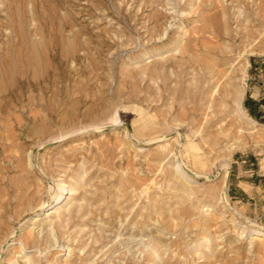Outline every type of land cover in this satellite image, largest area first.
I'll return each mask as SVG.
<instances>
[{"label": "rangeland", "instance_id": "1", "mask_svg": "<svg viewBox=\"0 0 264 264\" xmlns=\"http://www.w3.org/2000/svg\"><path fill=\"white\" fill-rule=\"evenodd\" d=\"M263 3L264 0H0V213L4 212L2 205L8 203L10 207L3 218L8 226L1 235L8 229L14 231L10 238L13 240L1 251L0 264H26L29 260L37 264H232L234 259L239 264H264V126L253 122L244 107L248 94L256 99L261 96L262 86L256 79L264 77L251 71H263V51L255 50L254 55L241 53L229 66L218 67L221 71H235L247 115L235 108L231 116L222 117L211 129V135L203 134L202 142L194 140L205 149L196 155L200 164L194 160L195 155L185 153V162L193 170L210 175L194 178L177 173L176 158L169 156L173 140L169 130L178 129L181 143L192 140L197 127L189 126L192 118L181 114L198 104L205 110L210 96L205 94L204 100L195 92L199 63H212L213 58L207 48L194 47V40L203 37L208 47L229 50L231 45L220 39L219 33H236L250 23L245 20L239 25L232 18L218 31L214 29L216 19L235 13L243 18L245 10L257 13ZM218 11L228 15H216ZM169 54L174 56L164 59L163 64L144 68L149 58ZM190 58L193 64L186 62ZM163 68L165 72L154 71ZM221 82L215 91L224 87L225 78ZM176 83H183L187 89L189 85L186 90L190 94L180 96ZM260 83L264 86V81ZM207 113L208 117L204 112L196 113L195 121L205 122L211 116V111ZM152 125L155 134L149 136ZM230 127L241 135L239 142H244V148L228 156L232 143L225 141L220 148L216 146L220 152L211 155L208 149L214 143L213 136ZM128 133L134 134L135 140L139 138L141 146H131ZM150 137L155 141L150 142ZM191 161L196 164L194 168ZM181 181L186 190H196L197 194L176 193ZM71 189H75L72 194ZM53 190V195L62 193L59 201L52 199L49 207L36 212ZM213 190L220 191L218 199L207 197ZM25 194L27 199H21ZM181 205L186 209L191 206L190 210L196 207V214L181 216ZM82 206L88 211L83 212ZM50 208H61L64 225L68 224L69 213L76 220L63 229L64 234L54 233V245H42L43 253L34 248L16 252L21 237L40 232L46 238L55 225L52 222L60 220L45 221ZM94 209L97 214H92ZM119 210L124 218L114 222L115 228L107 220L111 212ZM37 215L45 225L35 223ZM206 216L212 219V226L203 238L197 235L203 227L191 224ZM179 221L180 229H169V223ZM135 222H140L141 227L135 229ZM97 234H103L100 243L95 240ZM192 238L197 239L191 244ZM172 240L189 246L183 244L186 251L182 253L177 243L169 247L175 243ZM212 248L214 252L223 249V256L205 255ZM48 253L55 255L47 257ZM148 255H152L153 263L148 261Z\"/></svg>", "mask_w": 264, "mask_h": 264}, {"label": "bare ground", "instance_id": "2", "mask_svg": "<svg viewBox=\"0 0 264 264\" xmlns=\"http://www.w3.org/2000/svg\"><path fill=\"white\" fill-rule=\"evenodd\" d=\"M232 1H234V0H232ZM237 3V2H236ZM218 6V5H217ZM248 6V5H247ZM220 8V7H219ZM224 10V9H223ZM244 16H243V18H242V16L240 15V14H237V13H235L234 14V16H229V17H227L226 19L224 18H217L216 19V23H215V26H214V29L215 30H218V31H221V29L223 28V26H225L226 24H229V22H230V20L233 18L234 20H235V22L236 23H238L239 25H241V23L243 22V21H245V20H248L249 21V23H250V25L248 26H246L244 29H241V30H239V31H237L236 33H231V32H225L226 34H222L221 32L219 33V35H220V39H222V40H225L227 43H229L231 46H230V48H229V50H221L220 49V47H218V46H212V47H208V44H207V41H206V39L205 38H203V37H198V38H196L194 41H195V45H194V47H198V46H200L201 48H203V47H205V48H207L208 49V51H209V55L213 58V60H212V63H211V61H210V63H204V61H202L201 60V62H203L202 64L201 63H199V68L198 69H200L201 71H197L196 70V72L199 74V77L197 78V82H198V85H196L195 86V89H196V93H197V95L199 96L200 94H202L203 95V99L205 100V98H204V95L205 94H208V96H209V94H210V96H209V99H208V97H207V99H208V102L206 101V103H207V108L204 110V109H202V107H199V104H198V107H196L197 105H196V103H195V107L196 108H193V109H191V110H189L188 109V111L186 112L185 110H184V112L181 114V116L182 117H184V116H188L189 118L191 117L192 119H190L191 120V122L189 123V121H187L188 123V125L190 126V125H192V126H195V127H197V132H195V133H193L192 135H191V139L192 140H190V141H188V143L187 144H185V143H181V141H182V134L180 133V132H178V129H176L175 128V131H174V129L172 128V129H170L169 130V136L170 135H172V136H170L171 137V139H173L172 140V143L171 144H169V145H171L170 146V148H169V156H172V158H176V163H177V167L175 168L176 169V172L177 173H184L185 175H187V176H193L194 178H200V177H202V175H210V174H202V173H199V172H196L195 170H193L190 166H192V165H190L189 166V164L188 163H186L185 162V159H184V157H188V156H186L185 155V153L187 154H189L190 155V157H191V155L193 156V155H195V157H194V160L196 161V155L199 153V151H202L203 149H202V145L200 144V143H195L194 142V140H199V142H202L201 141V139L203 138V134H210V132H211V129H213L214 127H216V125H217V123H219L220 121H222V117H225V116H231L232 114H233V112H234V110H235V108H238V109H240V112H242V113H245V115H247L246 114V112H245V109H243L244 107L242 106V103H241V98H242V90H241V88L239 87V85L235 82V76H234V73H235V71H233V70H230L229 69V71H221V70H219L220 68H218V67H220V66H223V65H228L229 63H231V61L232 60H234L239 54H241V53H244V54H253L254 55V53H256L257 52V50L258 51H260V52H262L263 51V53H264V3L263 4H261L260 5V9H259V12H255V13H253L252 12V10H245L244 12ZM220 14H224L225 16H227L228 14H227V12H225V11H218L217 13H216V15H220ZM213 17H215V13L213 14ZM211 20V19H210ZM232 22V21H231ZM209 25V24H208ZM245 25V24H244ZM209 27L208 26H206V29H208ZM210 29V28H209ZM201 30V29H200ZM209 31V30H208ZM207 32V31H206ZM215 33V32H214ZM223 35H227V37L225 36H223ZM188 41V40H187ZM209 41V40H208ZM211 43V42H210ZM212 45H214V44H212ZM189 48H190V46H188ZM191 47H193V46H191ZM193 47V48H194ZM227 48H228V46H227ZM192 49V48H191ZM190 49V50H191ZM196 49V48H195ZM198 50H199V48H198ZM256 50V52H254ZM206 51V50H205ZM204 51V52H205ZM208 53V52H207ZM205 54V53H204ZM173 54H169V55H167L166 57L165 56H156V57H153V58H149L148 59V62H147V64H146V66L144 67L145 69H147L146 67H149L150 65H152V66H158V65H160V64H163V61H164V59H166V58H168V57H171ZM174 56V55H173ZM207 57H208V55H207ZM168 59H170V58H168ZM209 59V58H208ZM210 60H211V58H210ZM245 61H247L246 59H244ZM197 61V60H196ZM249 61V60H248ZM247 61V62H248ZM186 62L187 63H192L193 64V59H186ZM186 62H184V63H186ZM198 62V61H197ZM167 63H168V60H167ZM195 64V63H194ZM249 64V63H248ZM149 65V66H148ZM187 65V64H186ZM191 65V64H190ZM246 65V64H245ZM245 65H244V67H245ZM195 66V65H194ZM229 66V65H228ZM247 66V65H246ZM141 67V66H140ZM175 67V66H174ZM178 67H179V64H178ZM193 67V66H192ZM139 68V67H138ZM183 68V70H184V67H181V69ZM166 70V69H165ZM165 70H164V68H163V70H158V69H154V71H163V72H165ZM175 70V69H174ZM182 70V71H183ZM185 71V70H184ZM183 71V72H184ZM175 72V71H174ZM195 72V71H194ZM193 72V73H194ZM176 73H178V72H176ZM185 73V72H184ZM184 73H183V75H184ZM190 73H192V72H190ZM181 74V73H180ZM157 75V74H156ZM177 75H179V74H177ZM190 75V74H189ZM176 77V76H175ZM186 77V76H185ZM184 77V78H185ZM189 77V76H188ZM179 78H181V77H179ZM224 78H225V83H224V87L223 88H219V90L218 91H215V88H216V86L218 85H220L222 82H221V80L223 79L224 80ZM183 79V78H182ZM175 80H177V79H175ZM179 80V79H178ZM187 80V79H186ZM182 81V80H181ZM190 81V80H189ZM176 82V81H175ZM180 81H178V83H179ZM187 82H188V80H187ZM192 82H193V79H192ZM177 84V83H176ZM185 84V83H184ZM192 84V83H191ZM190 84V85H191ZM193 85H194V83H193ZM193 85H192V88H193ZM185 86V85H184ZM183 86V83H182V85L180 84V86L177 84V87H179L178 89H180V91L181 92H179V93H181V95L180 96H185V93H186V95L189 93L188 91H189V85H186V86H188V89H187V87L185 88ZM222 86V85H221ZM220 86V87H221ZM23 87V86H22ZM171 88V87H170ZM176 87H174V89H175ZM188 91H187V90ZM170 91V90H169ZM190 91H192V89L190 90ZM6 92V91H5ZM174 92V91H173ZM177 92H178V90H177ZM175 93H176V91H175ZM190 94V93H189ZM191 95H192V93H191ZM190 95V96H191ZM175 96H176V94L174 95V99H176L175 98ZM179 96V95H178ZM189 96V95H188ZM192 97V96H191ZM179 98H181V97H179ZM185 99V98H184ZM182 100V99H181ZM197 100V99H196ZM195 100V101H196ZM200 100V99H199ZM203 100V103L205 102ZM178 101H180V100H178ZM193 101V100H192ZM202 101V100H201ZM198 102V101H197ZM200 103H202V102H200ZM183 104V103H182ZM202 105V104H201ZM204 105V104H203ZM202 105V106H203ZM178 106H180V104L178 105ZM183 108L185 107L184 105H181ZM224 106V108H221V107H223ZM8 106L7 105H5V108H7ZM181 107V108H182ZM177 108H179V107H177ZM180 108V109H181ZM187 108V107H186ZM185 108V109H186ZM190 108V107H189ZM177 110V109H176ZM187 110V109H186ZM204 110V111H203ZM211 111V116H210V118L209 119H207L205 122L202 120L201 122H198V121H195V119H194V117L198 114V115H200V114H202L203 112L206 114L207 113V111ZM181 111V110H180ZM179 111V112H180ZM178 112V111H177ZM197 113V114H196ZM208 114V113H207ZM207 114H206V116H207ZM178 115V114H177ZM202 116V115H201ZM178 117V116H177ZM208 117V116H207ZM187 118V117H186ZM177 119V118H176ZM194 119V120H193ZM202 119H204V117H202ZM185 120V119H184ZM201 119H199V121H200ZM115 122H118V119L117 120H115ZM170 122V121H169ZM186 122V121H185ZM253 122H256V121H254L253 120ZM186 125V124H185ZM230 126H233V124L231 123V124H229ZM191 126V127H192ZM175 127V126H174ZM183 126H181V128H182ZM148 128V127H147ZM153 128H155V127H153V125L152 126H149V131H150V133H152V134H148L149 136H151V135H154L155 133H153ZM169 128H170V126H169ZM148 130V129H147ZM153 130V131H152ZM189 130V129H188ZM187 130V131H188ZM136 136H137V133H138V130L136 129ZM192 131H194L193 129H192ZM145 133V132H144ZM149 133V132H148ZM212 133V132H211ZM214 133V132H213ZM216 133V132H215ZM129 134V133H128ZM146 135V137H147V134H145ZM144 135V136H145ZM211 135V134H210ZM129 136L130 137H128V139L130 140H128L127 138V140L131 143V144H133V145H131V144H129V145H131V146H136L137 144L139 145V146H141V144L139 143V141L138 140H140L139 138H138V140H135V135L133 134V135H131V134H129ZM141 136V135H140ZM206 136V135H205ZM213 136V135H212ZM190 137V136H189ZM208 137V136H207ZM58 138V137H57ZM151 138V137H150ZM161 138V137H160ZM213 138H215V140H214V143H210V144H212L211 146H209L210 148L208 149V152H210L211 153V155H212V153L213 152H218L219 150H218V147H217V150H216V146H219V148H220V145L219 144H221V142H227V144H229V143H232L231 144V146H229V152L230 153H227V155L228 154H230L231 155V153L232 152H234L235 150H237V149H240V148H244V142H239L240 141V139H241V135L239 136V134H238V131L236 130V129H234V128H228L226 131H223V132H219V133H216L214 136H213ZM155 139L156 138H151V139H149V141L150 142H154L155 141ZM148 140V139H147ZM189 140V139H188ZM211 140V139H210ZM242 140V139H241ZM62 141V140H61ZM128 142V143H129ZM136 142V143H135ZM207 142V141H206ZM211 142H212V140H211ZM170 143V142H169ZM208 143V142H207ZM206 143V144H207ZM209 144V145H210ZM205 146V144H203V147ZM184 147V149H182ZM206 147V146H205ZM226 148V147H225ZM227 149V150H228ZM205 150V149H204ZM138 151V150H137ZM206 152V151H205ZM220 152V151H219ZM201 153V152H200ZM203 153H201V155H202ZM217 154V153H216ZM203 155H205V153L203 154ZM207 155V154H206ZM210 155V154H209ZM234 155V154H233ZM232 155V156H233ZM97 156V155H96ZM229 156V155H228ZM162 157V155L160 156V158ZM200 157V156H199ZM5 158H7V157H5ZM99 158V157H98ZM165 158V157H164ZM193 158V157H192ZM163 159V158H162ZM187 159H189V158H187ZM202 159V158H201ZM193 160V161H194ZM199 160V159H198ZM194 161V162H195ZM192 162V161H191ZM197 162V161H196ZM193 163V162H192ZM191 163V164H192ZM197 164H200V163H198L197 162ZM196 165V164H195ZM194 163H193V168H194ZM198 166V165H197ZM227 168H228V166H227ZM226 168V169H227ZM41 170V168L39 167V171ZM42 171V170H41ZM43 173V172H42ZM190 174V175H189ZM42 175V174H41ZM44 177V176H43ZM208 177V176H207ZM225 177H226V174H225ZM181 178V177H180ZM192 178V177H191ZM178 179V178H177ZM172 180V179H171ZM175 180V179H174ZM184 181V180H183ZM175 182V181H174ZM185 182V181H184ZM178 183H179V181H178ZM183 184H186V182L185 183H183ZM182 184V181H181V186L183 185ZM223 184H224V182H223ZM175 185V184H174ZM179 185V184H178ZM178 185H176V186H178ZM178 186L179 188H176L175 189V191H176V193L177 192H181L182 193V195H183V192H188V193H190V191H188V189L186 190V188L184 187V186ZM186 187H187V185H186ZM26 188V187H25ZM175 188V187H174ZM189 188V187H188ZM220 188V187H219ZM28 189V188H27ZM51 189H55L54 188V186H51ZM191 189V188H190ZM218 189V188H217ZM221 189V188H220ZM23 190V189H22ZM56 190V189H55ZM64 190V189H63ZM62 190V191H63ZM75 190V189H74ZM73 189H71L70 190V193L72 194L73 193V191H74ZM173 190V189H172ZM172 190H170L171 192H172ZM182 190V191H181ZM212 190V189H211ZM219 190V189H218ZM218 190H213V191H211L210 192V194L209 195H207V197H209V198H211L212 200H213V198L215 199H218L220 196V191H218ZM169 191V192H170ZM175 191H174V194H175ZM6 192V191H5ZM24 192V191H23ZM28 192V191H27ZM54 190H53V192H51L50 191V193H49V195H48V199H45V200H43L41 203H40V208L39 209H37V211L36 212H40V211H42L44 208H47V207H49L50 205H51V200L52 199H54V201H59V199L61 198V196H62V193H59V194H55V195H53L54 194ZM170 192V193H171ZM1 193V192H0ZM187 193V195L189 196H191L192 194L194 195V194H197V192H196V190H195V192H192L191 191V193L190 194H188ZM209 193V192H208ZM224 193V192H223ZM127 194V193H126ZM198 194H199V192H198ZM8 195V194H7ZM26 195L27 194H25L21 199H25L26 198ZM177 196H179V195H181V194H176ZM125 195L123 194V197H124ZM171 196V195H170ZM169 196V197H170ZM173 196V195H172ZM184 196V195H183ZM196 197H197V195H195ZM194 196V197H195ZM27 197H28V195H27ZM121 197V196H120ZM122 197V198H123ZM126 197V196H125ZM200 197V196H199ZM44 198V197H43ZM172 198V197H171ZM206 198V197H205ZM17 199H18V196H17ZM16 199V200H17ZM27 199V198H26ZM36 199V198H35ZM127 199V198H126ZM195 199V198H194ZM190 200V199H189ZM192 200V199H191ZM207 200V199H206ZM18 201V200H17ZM35 201V200H34ZM185 201V200H184ZM19 202V201H18ZM22 202V201H21ZM27 202V201H26ZM3 203V202H2ZM120 204H122V201L121 202H119ZM124 203V202H123ZM185 203V202H184ZM188 203V202H187ZM191 203V202H190ZM196 203V202H195ZM12 204V203H11ZM19 205H20V203H18ZM26 204V203H25ZM28 204V203H27ZM39 204V203H38ZM120 204H119V206H120ZM183 204V203H182ZM193 205H194V202L192 203ZM1 205V204H0ZM89 205V204H88ZM191 205V204H190ZM192 205V206H193ZM196 205V204H195ZM216 205V204H215ZM3 206V208H4V212H3V214L2 213H0V255H1V251L2 252H4V250H5V247H6V245H8L9 244V241H11V240H13V239H10L11 237H13V234H14V231H12L11 229H8L7 231H6V233L5 234H3L4 236H2L1 235V231L3 230L4 231V229H5V226H8L7 224H6V222L5 221H3V218L5 217V215L7 214V212H8V209H10V207L8 206V203L7 204H4V205H2ZM11 206V205H10ZM13 206V205H12ZM27 206V205H26ZM37 206V205H36ZM182 206V205H181ZM189 206V205H188ZM1 207V206H0ZM9 207V208H8ZM87 207H90V206H87ZM183 207V206H182ZM185 207V206H184ZM179 208V211L181 212V216H185V217H192L193 216V214L195 213H193V211H194V209L196 208V207H194V209H193V207H192V210H190L191 208V206L188 208V209H186V208ZM211 207V206H210ZM213 207H214V204H213ZM216 207V206H215ZM17 208V207H16ZM37 208V207H36ZM86 207H84V206H82L81 207V209H84L83 210V212L84 211H88V209H85ZM154 208V207H153ZM18 209V208H17ZM28 209H29V207H28ZM122 209V208H121ZM124 209V208H123ZM122 209V210H123ZM151 209V211H152V207L150 208ZM197 209V208H196ZM25 210V209H24ZM104 210V209H103ZM122 210H119V211H113V212H111V214H109V218H108V223H110L109 225H113V226H115L114 225V222H117L118 221V219H120V218H124V216L122 215ZM178 210V209H177ZM176 210V211H177ZM208 210V209H207ZM30 211V210H29ZM99 211V210H98ZM151 211H149V212H151ZM172 211V210H171ZM178 211V212H179ZM215 211V210H214ZM213 211V212H214ZM223 211V210H222ZM221 211V212H222ZM230 211V210H229ZM18 212H20V211H18ZM21 212H23V211H21ZM27 212V211H26ZM89 212H91V211H89ZM100 212V211H99ZM102 212V211H101ZM108 212V211H107ZM155 212V211H154ZM158 212V211H157ZM174 212V211H173ZM172 212V213H173ZM178 212H176V213H178ZM179 212V213H180ZM212 212V214H214ZM46 213L47 214H45V217H44V219H45V221L47 220H54V219H56V218H60V220H58V221H56V222H52V224H54L55 223V225H54V227L52 228V229H50V230H48V235L46 236V238H45V235H43V236H41V234H40V232H32V233H30L28 236L26 235V237L25 238H20L19 239V241L20 242H18L19 243V247H18V251H16V252H19V251H21V252H23L24 250H28L29 248H34V249H36V251L37 252H41V253H43L41 250H42V245H44V247H45V245L46 246H49V248L51 247V246H53L54 245V243H53V240H52V235L54 234V233H56V234H59V233H62L63 232V229L64 228H66V226H69L74 220H76V216H74L73 215V213H69V215H68V217H69V220H68V224L67 225H64V220H63V217H64V215H63V211H61V208H50V209H48V210H46ZM75 213V212H74ZM177 214L178 216H180V214ZM238 213V212H237ZM92 214H97V211H95V209H94V211L92 210ZM196 214V213H195ZM211 214V213H210ZM226 214V213H225ZM225 214H224V216H225ZM18 215V214H17ZM23 215V214H22ZM149 216H151L150 215V213L148 214ZM177 215H172L173 216V218H175V216H177ZM209 215V214H208ZM8 216V215H7ZM96 216H98V215H96ZM127 216V215H126ZM170 216V215H169ZM178 216H177V219L179 220V218H178ZM213 217L215 216V215H212ZM15 217V216H14ZM67 217V218H68ZM91 217H93V215L91 216ZM100 217V216H99ZM102 217V216H101ZM205 217V216H204ZM207 217V216H206ZM218 217V216H217ZM217 217H216V220H217ZM8 218V217H7ZM17 218V217H16ZM94 218H96V217H94ZM93 218V219H94ZM172 218V217H171ZM188 218H186V219H188ZM211 218V217H210ZM79 219V218H78ZM134 219V218H133ZM153 219V218H152ZM182 219H183V217H182ZM193 219V218H192ZM203 220H201L200 221V219L198 220V221H196V220H194V221H196V222H193V224H191L192 225V227L193 226H196V225H198L199 227H203L202 229L201 228H199L198 226V228L199 229H201V231H200V233L199 234H197V235H202L203 236V238H206L207 236H205L206 235V232H208L207 231V229L208 228H210L212 225H211V220L212 219H209L208 217L207 218H202ZM214 219V218H213ZM4 220H6V219H4ZM9 220V219H8ZM19 220V219H18ZM89 220V219H88ZM174 220V219H173ZM184 220H185V218H184ZM215 220V219H214ZM215 220V221H216ZM220 220V219H219ZM67 221V220H66ZM102 221H104V220H102ZM123 221V220H122ZM170 221V220H169ZM175 221V220H174ZM214 221V222H215ZM10 222V221H9ZM131 222V221H130ZM165 222V221H164ZM176 222V221H175ZM35 223H39V226H43V225H45V223H44V221L42 220V219H40V218H38V215L36 216V220H35ZM136 223V222H135ZM166 223V222H165ZM181 223L182 222H178V223H176L175 225H174V223H169V229H174V228H178L179 227V229H180V227H181ZM130 223H128V225H129ZM140 222H137L136 224H135V229L136 228H139V226H140ZM164 224V223H163ZM167 224V223H166ZM48 225V224H47ZM51 225V224H50ZM127 225V226H128ZM165 225V224H164ZM223 225V224H222ZM49 226V225H48ZM70 226H72V225H70ZM143 226V225H142ZM187 226V225H186ZM217 226V225H216ZM11 227V226H10ZM131 227V226H130ZM130 227H129V229H130ZM141 227V226H140ZM165 227V226H164ZM215 227V226H214ZM222 227V226H221ZM6 228H8V227H6ZM44 228H46V227H44ZM115 228H116V226H115ZM128 228V227H127ZM189 228V227H188ZM196 228V227H195ZM220 228V227H219ZM119 229L120 228H118L117 229V232L119 231ZM126 229V228H125ZM134 228H133V230H135ZM194 229V228H193ZM192 229V230H193ZM212 229H213V227H212ZM102 230V229H101ZM104 230V229H103ZM108 230V229H107ZM114 230V229H113ZM127 230V229H126ZM177 230V229H176ZM190 230H191V228H190ZM211 230V229H210ZM2 231V232H3ZM110 231V230H109ZM130 231V230H129ZM178 231V230H177ZM180 231V230H179ZM194 231V230H193ZM218 231V230H217ZM220 231V230H219ZM224 231V230H223ZM64 232H66V231H64ZM104 232H106V231H104ZM116 232V231H115ZM196 232V231H195ZM202 232V233H201ZM120 233V232H119ZM119 233H116V234H119ZM135 233V232H134ZM175 233V232H174ZM179 233V232H178ZM181 233V232H180ZM184 233V232H183ZM222 233V232H221ZM62 234H64V233H62ZM189 234V236H191L190 235V232L188 233ZM210 234V233H209ZM136 235V234H135ZM212 235V234H211ZM210 235V236H211ZM184 236V235H183ZM182 236V237H183ZM188 236V237H189ZM94 237V236H93ZM102 237H103V234H97V235H95V240H96V242L98 243H100V241L102 240ZM218 237V236H217ZM179 238H181V237H179ZM185 238V237H184ZM189 239V238H188ZM197 239V238H196ZM195 238H192L191 239V244H192V242L193 241H195L196 240ZM201 239V238H200ZM211 239V238H210ZM209 239V240H210ZM219 239V238H218ZM218 239H216V240H218ZM257 239V238H256ZM259 239V238H258ZM262 239V238H261ZM93 240V239H92ZM179 240V239H178ZM199 240V239H198ZM213 240H215V239H212L211 241H213ZM176 241V240H175ZM175 241H173L172 240V242H175ZM183 241V240H182ZM200 241V240H199ZM260 241V240H259ZM263 241V240H262ZM219 242V241H218ZM224 242V241H223ZM176 243L180 246V249L182 250V253H183V251L185 250V248H184V250H183V244L185 245V243H181V242H179L178 243V241L177 242H175V243H172L171 245H169V247L170 246H174V245H176ZM197 243V242H196ZM214 243V242H213ZM221 243V242H220ZM165 244V243H164ZM189 243H187V245H188ZM190 244V245H191ZM217 244V243H216ZM219 244V243H218ZM218 244L216 245V246H218ZM224 244V243H223ZM94 245V244H93ZM187 245H185V246H187ZM202 245V244H201ZM219 245H222V243L221 244H219ZM184 246V247H185ZM189 246V245H188ZM197 246V245H196ZM200 246V245H199ZM203 246V245H202ZM215 246V247H216ZM212 247V246H211ZM214 247V248H215ZM172 248V247H171ZM175 248V247H174ZM197 248V247H196ZM199 248V247H198ZM188 249V248H187ZM217 249V248H216ZM45 250V249H44ZM95 250V249H94ZM170 250V249H169ZM176 250L178 251V248H176ZM223 250V249H222ZM222 250H220V251H222ZM50 251V250H49ZM186 251V250H185ZM184 251V252H185ZM216 251V250H215ZM214 252V249L212 248V249H210V251L209 252H207L205 255H207V256H210V257H220V256H223V254H222V252ZM237 251V250H236ZM173 252H176V251H174L173 250ZM179 252H181L180 250H179ZM232 252V251H231ZM57 253H59V252H57ZM56 253V254H57ZM107 253V252H106ZM182 253H181V256H183L182 255ZM20 254V253H19ZM16 255V254H15ZM26 255V254H25ZM48 256L47 257H52V256H54L55 254H53V253H48L47 254ZM154 255V254H153ZM186 255V254H185ZM57 256H58V254H57ZM203 256V255H202ZM14 257V256H13ZM184 257H186V256H184ZM204 257V256H203ZM235 257V256H234ZM200 258V257H199ZM221 258V257H220ZM231 258V257H230ZM1 259V258H0ZM53 259V258H52ZM55 259H56V257H55ZM54 259V260H55ZM84 259V258H83ZM147 259H148V261L150 260V262H152L153 261V259H152V255H148L147 256ZM188 259V258H187ZM215 259V258H214ZM224 259H225V257H224ZM223 259V261L222 262H224L225 260ZM11 260V259H10ZM169 260H170V258H169ZM208 260V259H207ZM212 260V259H211ZM226 260H227V258H226ZM230 260V259H229ZM233 259H231V261H232ZM37 261V260H36ZM70 261V260H69ZM86 261V260H85ZM186 261V260H185ZM213 261V260H212ZM211 261V262H212ZM228 261V260H227ZM13 262H14V259H13ZM53 262H56V261H53ZM71 262V261H70ZM82 262V261H81ZM177 262V261H176ZM216 262V261H215ZM229 262V261H228ZM233 263L232 264H239V263H237V260H233L232 261ZM15 263V262H14ZM61 263V262H60ZM67 263H69V262H67ZM153 263V262H152ZM156 263H158V262H156ZM209 263V262H208ZM207 263V264H208ZM225 263V262H224ZM26 264H37V263H33V260H29L28 261V263H26ZM63 264V263H62ZM78 264V263H77ZM80 264V263H79ZM135 264H137V263H135ZM177 264V263H176ZM210 264V263H209ZM212 264H214V263H212ZM230 264V263H229Z\"/></svg>", "mask_w": 264, "mask_h": 264}, {"label": "trees", "instance_id": "3", "mask_svg": "<svg viewBox=\"0 0 264 264\" xmlns=\"http://www.w3.org/2000/svg\"><path fill=\"white\" fill-rule=\"evenodd\" d=\"M254 64V63H253ZM263 71H251V74H259L264 77V65L261 67ZM263 80L256 79V82L261 84L262 86V92L261 96L259 98L252 97L251 94H248L245 101H244V107L251 118H253L256 122H258L260 125L264 126V86L262 83ZM249 160L253 162H256V159L254 157H249Z\"/></svg>", "mask_w": 264, "mask_h": 264}]
</instances>
